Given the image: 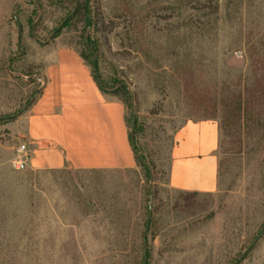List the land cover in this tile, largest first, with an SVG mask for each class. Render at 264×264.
Wrapping results in <instances>:
<instances>
[{"label":"rangeland","instance_id":"obj_1","mask_svg":"<svg viewBox=\"0 0 264 264\" xmlns=\"http://www.w3.org/2000/svg\"><path fill=\"white\" fill-rule=\"evenodd\" d=\"M65 52L125 86L152 179L136 155L132 168L12 167L10 124ZM197 121L218 129L208 192L169 184ZM150 200L147 264H232L264 228V0H0V264H144ZM237 264H264V234Z\"/></svg>","mask_w":264,"mask_h":264},{"label":"crops","instance_id":"obj_2","mask_svg":"<svg viewBox=\"0 0 264 264\" xmlns=\"http://www.w3.org/2000/svg\"><path fill=\"white\" fill-rule=\"evenodd\" d=\"M43 79L26 112L10 124L28 146L34 169L104 170L136 164L123 101L104 92L80 55L65 52L38 72ZM216 124L190 122L172 148L169 184L182 191L216 188Z\"/></svg>","mask_w":264,"mask_h":264},{"label":"water","instance_id":"obj_3","mask_svg":"<svg viewBox=\"0 0 264 264\" xmlns=\"http://www.w3.org/2000/svg\"><path fill=\"white\" fill-rule=\"evenodd\" d=\"M75 10V6L72 10V12L65 18V20L67 18H69L73 12ZM64 20V21H65ZM64 21L59 25V27L56 29L59 30ZM54 31V33L56 32ZM53 33V34H54ZM53 34H51L50 38L53 36ZM93 73L96 77V81L99 85L100 88L102 89H105V90H108V91H111L112 89H106L103 87L102 83H101V80H100V77H99V73H98V70H97V66H96V61H95V58H93ZM31 101L28 102V104L26 106H24L22 109H20V111L14 115H10L9 117H15L16 115H19L22 111H24L29 105H30ZM132 115H133V118H132V126H131V132H130V142H131V146H132V149L135 153V155L138 157V159L141 161V163L147 167V170L150 174V177L152 179V174H151V171L149 169V167L147 166L143 156L140 154V152L136 149L135 147V144H134V108L132 107ZM4 118V117H2ZM152 194V192H151ZM151 206H152V202L150 200V203H149V210H148V217H147V222H146V227H145V231H144V235H143V243H144V264H147V247H146V243H147V232H148V226H149V222H150V215H151ZM264 234V228L262 229V231L255 237V239L248 245V247L243 251V253L232 263V264H237L247 253L248 251H250L252 249V247L255 245V243L260 239V237Z\"/></svg>","mask_w":264,"mask_h":264},{"label":"built area","instance_id":"obj_4","mask_svg":"<svg viewBox=\"0 0 264 264\" xmlns=\"http://www.w3.org/2000/svg\"><path fill=\"white\" fill-rule=\"evenodd\" d=\"M30 153L28 146L24 142H20L16 147L15 158L12 160V167L15 170H23L28 165Z\"/></svg>","mask_w":264,"mask_h":264},{"label":"trees","instance_id":"obj_5","mask_svg":"<svg viewBox=\"0 0 264 264\" xmlns=\"http://www.w3.org/2000/svg\"><path fill=\"white\" fill-rule=\"evenodd\" d=\"M74 8V7H73ZM83 9L84 8H82V6L81 5H76V9L74 10V12H73V14L69 17V18H67L65 21H64V23H63V25H66L67 23H69L73 18H75L76 16H78V15H80L81 14V12L83 11ZM73 10V9H72ZM83 59H85V57L82 55V54H79ZM94 74V73H93ZM94 78L96 79V77H95V75H94ZM103 85V84H102ZM103 87L104 88H106L104 85H103ZM102 89V88H101ZM106 89H108V88H106ZM125 89V86L123 85V84H120L119 86H117L116 88H112V90L111 91H108V90H105V89H102L104 92H109V93H111V94H113V95H118V93L121 91V90H124ZM123 101V100H122ZM136 158L138 159V157L136 156ZM146 167V166H145ZM146 169H147V167H146ZM147 172H148V170H147ZM147 222V221H146Z\"/></svg>","mask_w":264,"mask_h":264},{"label":"flooded vegetation","instance_id":"obj_6","mask_svg":"<svg viewBox=\"0 0 264 264\" xmlns=\"http://www.w3.org/2000/svg\"><path fill=\"white\" fill-rule=\"evenodd\" d=\"M75 9H76V6H75Z\"/></svg>","mask_w":264,"mask_h":264}]
</instances>
